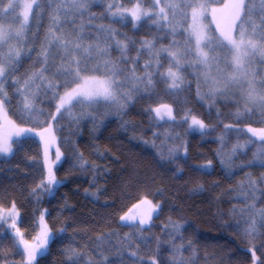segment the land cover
I'll return each instance as SVG.
<instances>
[{"label":"snow or ice","instance_id":"6c2138e0","mask_svg":"<svg viewBox=\"0 0 264 264\" xmlns=\"http://www.w3.org/2000/svg\"><path fill=\"white\" fill-rule=\"evenodd\" d=\"M99 3L100 0H0V155L14 156L22 147L20 139L28 134L37 137L42 146L40 179L29 192L36 205L32 208L31 232L18 226L24 220L21 209L16 200L10 198L9 189L0 188V226L7 225L5 235L10 237L15 254L21 257L7 260L8 253L0 252L7 264H41L59 238L58 233L66 231L61 228L54 232L47 219L50 212L39 208L40 194L54 196L58 186L64 183V179L56 175L57 165L64 157L60 145L70 143L57 135L63 132L62 120L67 118L77 125L82 120H90L93 130L98 131L105 126L108 116L122 118L136 99L156 97L155 106L149 105L146 113L157 126L162 123L186 125L185 133L199 132L201 136L215 131L214 126L191 108L185 109L184 115L177 120L174 105L163 102V95L157 91L161 84L167 95L184 91V73L188 69L193 70L197 79L198 102L207 103L209 109L225 102L238 106L231 114L237 123L224 125V134L216 138L219 147L213 153L224 179L231 180L237 171L245 168H264V126H240L243 120H250L257 114L260 116L258 123L264 125V74L252 67L257 58L264 65V0H259V4L255 0H225L219 6H213L209 0H180L179 3L176 0H128L127 4L111 0L105 5L106 11L92 12V7ZM45 15L49 23L41 36L40 21ZM98 19H109L121 27L131 24L133 30L147 23L158 35L137 40L113 27L112 23L95 24ZM178 36L182 39H177ZM168 37H171L168 45L159 43ZM133 50L135 56L129 54ZM113 51L118 56L113 57ZM145 55L147 59H143ZM25 61L29 65L21 72ZM138 67L142 69L139 72ZM241 101L242 109L239 107ZM43 104L50 108L42 107ZM101 105L110 108L98 118ZM77 107L78 114L73 112ZM29 124L33 126H26ZM129 124L124 121L121 126L127 128ZM233 132L238 137L247 135V139L231 143L229 134ZM161 135L164 140L160 146L155 140L144 143L157 148L156 163L172 172L174 178H182L185 167L199 176L215 173L216 165L211 159L200 164L188 162V142L180 133H153L157 138ZM168 140L180 143L169 146ZM252 146H255L252 159L241 160L237 165L235 161L247 156ZM74 154L80 168L92 167L99 172V166L89 165L83 153L76 150ZM30 159L37 163L35 158ZM180 160L184 161L183 166L178 163ZM95 182L96 175L93 176L94 185ZM186 183H191L189 191L193 195L206 191L198 176H190ZM213 187H219V182H213ZM125 188L126 198L134 202L122 212L119 221L121 226L133 231L118 237L116 244H110L107 249L105 241L118 234L98 235L93 244L98 260L91 256L85 259L81 249L69 244L62 249L65 264H126L124 255L128 250L135 264H197L196 240L185 237V232L196 231L190 222L169 217L163 225L168 239L145 235V230L153 226L154 219L164 208L163 202L155 199L162 194V190L155 187V175L150 179H137ZM128 188L131 190L127 191ZM228 190L235 192L233 199L243 204L233 205L227 213H219L235 221L234 224L224 221V226L239 230L243 225L242 233L250 243L264 236V206L257 207L256 196L259 192V199L264 202V173L258 177L251 172L244 173L235 187ZM100 192L97 188L88 194L98 198ZM137 240L140 243H136ZM141 245L145 254H141ZM162 246L170 253L167 261L162 258ZM112 248L116 249L115 253ZM259 250L260 256L255 244L246 250L251 254V264H264V241ZM105 251L109 255H105ZM186 251L190 253L187 257L183 255Z\"/></svg>","mask_w":264,"mask_h":264},{"label":"trees","instance_id":"16d2710c","mask_svg":"<svg viewBox=\"0 0 264 264\" xmlns=\"http://www.w3.org/2000/svg\"><path fill=\"white\" fill-rule=\"evenodd\" d=\"M109 2L111 0H100L99 5L93 6L91 11L100 14L106 11L105 5ZM122 2L127 4L128 0H122ZM176 2L179 3L180 0H176ZM209 2L213 5H219L223 0H209ZM255 2L259 4V0H255ZM48 23V18L45 15L40 21L41 36H43ZM94 23H112L113 27L126 32L129 37H134L137 40L145 37L152 39L158 35L157 30L149 27L147 23L138 25L137 30H133L131 24L121 27L120 24L109 19H98ZM35 29L36 24L33 23L32 30L35 31ZM177 38L182 39L179 36ZM170 39L171 37H168V39L160 40L159 43L167 45ZM129 54L136 55L134 50ZM112 56L116 57L118 53L113 51ZM143 59H147V55ZM143 59L140 61L141 65ZM28 65L29 62L25 61L21 72ZM141 70L138 67V72ZM192 72L193 70L188 69L184 73V91L175 95H167L163 93L164 85L162 84L157 86V91L163 95V102L174 105L177 120L184 115L185 109L191 108L206 123L215 127V131L204 136H201L199 132L185 133L186 125L180 127L162 123L157 126L146 113L149 105L155 106L156 97L136 99L132 104H129L126 114L122 118L108 116L105 118V126H102L98 131L93 130V123L90 120H82L79 125L71 123L67 118L61 121L64 129L57 135L70 141V143L60 145L64 157H62V163L57 165L56 175L58 178H63L64 183L58 186L54 196L50 197L47 193H41L42 201L39 208L48 209L50 212L47 219L54 232L61 228H66V231L58 233L59 238L52 244L50 254L41 260V264H65L66 258L62 249L69 244L81 249L85 253V259L91 256L98 260L99 257L93 250V244L98 235L109 232L118 234V236H112L110 240L105 241V248L107 249L110 244H116L118 237L122 238L125 233L133 231L129 227L121 226L119 221L122 212L127 211V207H130L131 203L134 202L126 198L125 185L134 184L137 179L145 177L150 179L153 175H155V187L162 190V194L155 199L163 202L164 208L159 216L154 219L153 226L145 230V235L160 237L162 240L168 239L164 233L163 225L167 224L169 217H172L174 220L190 222L194 226L196 231L185 232V237L196 240V247L199 249L197 264H250L251 254L246 250L251 248L252 244L257 246V255H261L259 245L264 241V236H258L250 243L249 239L242 233L243 225L239 230L235 227H225L224 221L233 224L235 221L231 216H221L219 213L229 212L233 205H242L243 201L233 199L236 193L228 189L235 187L237 181L244 177V173L251 172L255 177H258L264 173V168H245L243 171H237L231 180L224 179V173L213 153L219 147L216 138L224 134V125L237 123L231 114L237 110L238 106L231 102H225L217 103L215 107L209 109L207 103L198 102L196 97L197 79ZM189 83L191 84L190 88L187 87ZM236 99L239 97L237 96ZM41 106L46 109L50 108L48 104ZM239 107L242 109V101ZM108 108H110L108 105L99 106L98 118ZM51 110L54 111V108ZM73 112L78 114L80 112L79 107L74 108ZM218 112L221 115H218ZM259 120L260 116L257 114L250 120H243L240 126L244 127L248 124L257 128L264 126L258 123ZM124 121L130 122L127 128L121 126ZM26 126L31 127L33 125ZM165 131L173 134L180 133L183 139L188 142L190 155L188 162L190 164H200L211 159L216 165L215 173L210 176H199L185 167L183 177L176 179L172 172L160 168L156 163V159H158L156 156L157 148H153L151 143L145 144L144 141L155 140L156 145L160 146L164 140L163 135L157 138L153 136V133L163 134ZM229 136L231 143H236L237 139L242 143L247 139V135L238 137L234 132L230 133ZM178 143L180 142L167 141L169 146ZM20 144L22 147L14 156L7 158L0 156V188L9 189L10 198L16 200L24 218L23 222L19 224L20 227L22 230L31 232L32 208L36 205L29 197V192L40 179L42 150L38 139L32 136L22 137ZM76 150L83 153L84 159L89 165H98L99 172H95L92 167L80 168L74 154ZM254 151L255 146H252L248 150L247 156L240 157L235 163L238 165L241 160L252 159ZM30 158H35L37 163H34ZM178 163L184 165L183 160L178 161ZM94 175H96L95 185L93 184ZM190 176H198L204 183L206 191L198 195L191 194L189 190L192 185L186 183ZM213 182H219V187H213ZM97 188L101 189L98 198L88 194L97 191ZM130 190L131 188L127 189V191ZM260 195L259 192L256 193L257 207L264 206V202L259 199ZM6 230L5 225L0 226V252L8 253L7 260H19L21 257L15 254L10 237L5 235ZM136 243H140V241L137 240ZM152 247L155 248V240L152 241ZM115 251L116 249L112 248V252L115 253ZM128 251L124 255L126 264H135L128 255ZM145 253L146 250L141 245V254ZM105 255H109L108 251H105ZM161 255L165 261L169 259L170 253L166 247L162 246ZM183 255L187 257L190 253L186 251ZM206 256L209 257L208 260L205 259ZM110 259H115V257L110 256ZM7 260L0 257V262L7 264Z\"/></svg>","mask_w":264,"mask_h":264},{"label":"rangeland","instance_id":"374dc122","mask_svg":"<svg viewBox=\"0 0 264 264\" xmlns=\"http://www.w3.org/2000/svg\"><path fill=\"white\" fill-rule=\"evenodd\" d=\"M225 2V0H223V2L222 3H224ZM221 3V4H222ZM213 6H219V5H213ZM209 19H210V17H209ZM205 23H208V21H205ZM213 28L215 27V25L213 24V25H211ZM178 39V38H177ZM168 45V44H167ZM252 67H253V69L257 72V73H260V74H264V65H261L260 64V62H259V58H257L256 59V61L253 63V65H252ZM190 70H192V69H190ZM196 77V76H195ZM257 79H259V76H257ZM201 87H202V90H205L204 89V86L203 85H201ZM243 103V102H242ZM250 107H251V105H249ZM27 136H32L31 134H28ZM26 137V136H25ZM32 137H35V136H32ZM35 138H37V137H35ZM38 139V138H37ZM41 150H42V146H41ZM54 152H55V149L53 148L52 149V156H53V159H54ZM0 156H2V155H0ZM6 227H7V225H5ZM19 227H20V225H18ZM0 264H5V263H3V262H0ZM251 264V263H250Z\"/></svg>","mask_w":264,"mask_h":264}]
</instances>
